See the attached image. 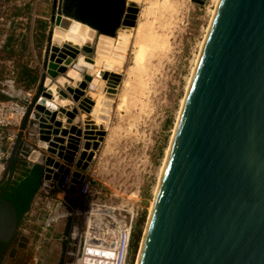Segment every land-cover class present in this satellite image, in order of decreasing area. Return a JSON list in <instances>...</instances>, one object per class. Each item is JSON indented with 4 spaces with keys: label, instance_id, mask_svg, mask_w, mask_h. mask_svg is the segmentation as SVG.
<instances>
[{
    "label": "water",
    "instance_id": "1",
    "mask_svg": "<svg viewBox=\"0 0 264 264\" xmlns=\"http://www.w3.org/2000/svg\"><path fill=\"white\" fill-rule=\"evenodd\" d=\"M136 5L128 14L126 0H53L54 28L44 72L0 176L4 189L21 159L27 126L35 128L37 146L48 153H40L42 159L35 163L40 180H56L73 162L86 168L104 132L88 136L57 116L73 120L79 110H90L92 101L84 91L95 49L90 41L79 49L63 44L60 52H50L58 48L51 39L73 22L95 35L114 37L119 26L134 25ZM68 66L82 80L76 88L60 90L71 102L66 109L42 96L46 77L53 82ZM112 75L115 85L119 75ZM96 76L103 80L106 72L99 70ZM101 85L97 89L103 91ZM106 85L104 92L113 93ZM72 176L73 181L80 177L78 172ZM3 190L0 242L7 243L17 217L12 203L1 197ZM141 237L137 264H264V0L216 1Z\"/></svg>",
    "mask_w": 264,
    "mask_h": 264
},
{
    "label": "rangeland",
    "instance_id": "2",
    "mask_svg": "<svg viewBox=\"0 0 264 264\" xmlns=\"http://www.w3.org/2000/svg\"><path fill=\"white\" fill-rule=\"evenodd\" d=\"M52 2L0 0V93L13 100H30L38 89L54 28ZM136 6L137 32L123 46L102 140L85 169L66 164L69 174L62 185V177L50 186L41 180L10 244L15 249L0 264H68L71 233L83 231L86 223L101 228L110 223V214L133 226L145 212L142 234L215 0H140ZM103 60L98 59L101 66ZM21 140L13 179L24 164L36 163L27 159L32 150L48 155L37 137L24 133ZM140 242L129 252L128 264H135Z\"/></svg>",
    "mask_w": 264,
    "mask_h": 264
},
{
    "label": "bare ground",
    "instance_id": "3",
    "mask_svg": "<svg viewBox=\"0 0 264 264\" xmlns=\"http://www.w3.org/2000/svg\"><path fill=\"white\" fill-rule=\"evenodd\" d=\"M139 1L140 0H126V2L129 4V10L126 13L128 14L132 13L130 8H133V5L135 6L136 4H138ZM216 1L217 0H215V4ZM136 14L137 12L135 13V15ZM137 26L138 25L136 24L135 26L128 28L120 27L116 30L114 37H107L104 35H95L93 31L87 26L81 25L80 23L77 22H73L68 30L63 31L62 35L53 34L51 41L53 44H56L58 48L56 51L50 50V52H55V53L60 52L63 44L68 45L72 48L79 49L83 44L90 41L92 42L95 49V53L93 55L94 63L92 64L91 68H88V72L89 74H91L92 78L90 79V81H88L87 87L84 91L85 94L84 96L92 101L90 105V110L88 111V113L79 110L78 114L75 116L73 120H68L62 114H60L57 116L58 120H60L62 123L66 122L69 124L79 125L83 131L87 132L88 136L97 137V133L99 131L104 132L106 130L104 121H109L108 113L110 110V106L113 103L112 101L114 100L115 97L113 96L114 93L112 92L107 93L106 91L104 92V89L108 88L106 84L110 83V88L114 90V84H113L114 76L112 74L119 75V72L122 71L121 65H123L122 62L123 59L125 58V52L123 46H125V41L129 40V36L137 32ZM131 28H132V33L129 32ZM137 49L138 50H136L135 58L136 60H139V58H141L143 54L144 48L142 46L141 48H137ZM79 57L80 55H78V58ZM99 58L104 59L102 62L103 63L102 66L98 61ZM97 65H100V68H97ZM58 68L59 67H56L54 69L53 68H48V69L57 71ZM99 70L106 72L105 79L102 80L96 76V73ZM49 80L50 79L46 77L44 81L42 98L54 103L56 106L64 107L66 109L69 108L71 106V102L60 94V90L63 91L66 86H70L71 88H76L79 81L82 80V76L79 74V72L76 69L72 67L70 68L68 67L62 75H59L58 73V76L55 79H53V82ZM100 82L102 83L101 88H103V91L97 89ZM96 112L97 115L93 116ZM41 159L42 157L40 153L36 150H32L28 155V160L31 162H40ZM140 246H141V242H140ZM139 252L140 249L138 251L135 264H137L138 262Z\"/></svg>",
    "mask_w": 264,
    "mask_h": 264
},
{
    "label": "built area",
    "instance_id": "4",
    "mask_svg": "<svg viewBox=\"0 0 264 264\" xmlns=\"http://www.w3.org/2000/svg\"><path fill=\"white\" fill-rule=\"evenodd\" d=\"M28 103V97L21 100L0 101V176ZM24 133L37 137L35 128L31 126H27L22 134ZM68 174L69 171L67 174L60 173L56 180H48L46 183L50 186L62 177V185L67 180ZM79 178H76V181ZM131 230L130 222L125 226V223H121V220H117L113 214H110V223L101 228L97 226L93 228L86 223L83 231L74 230L69 237L68 243L73 249L68 264H128Z\"/></svg>",
    "mask_w": 264,
    "mask_h": 264
},
{
    "label": "trees",
    "instance_id": "5",
    "mask_svg": "<svg viewBox=\"0 0 264 264\" xmlns=\"http://www.w3.org/2000/svg\"><path fill=\"white\" fill-rule=\"evenodd\" d=\"M35 78H32L33 81ZM11 99L0 93V100ZM41 178V168L38 164H24L20 175L13 179L7 188L3 190V198L9 200L15 209L17 224L29 208L33 195L38 189ZM145 212H142L132 226L130 233L129 252L133 254L141 235V226L145 220ZM8 243L0 242V262L6 253ZM130 256V254H129Z\"/></svg>",
    "mask_w": 264,
    "mask_h": 264
},
{
    "label": "flooded vegetation",
    "instance_id": "6",
    "mask_svg": "<svg viewBox=\"0 0 264 264\" xmlns=\"http://www.w3.org/2000/svg\"><path fill=\"white\" fill-rule=\"evenodd\" d=\"M17 162H20V161H17ZM17 164H15V168H17ZM15 168H14V170H15ZM4 183L5 182H2L1 183V185H0V190H3L4 189ZM1 197L3 198V192H2V195H1ZM5 199V198H4ZM20 222V221H19ZM19 224V223H18ZM18 224H16V229H15V231H14V234H13V236H12V238L10 239V241L9 242H7L8 243V248H7V250H6V253H8L9 252V254L10 253H12L13 252V250L15 249L14 247H10V244H13V242H14V239H15V235L17 234V227H18Z\"/></svg>",
    "mask_w": 264,
    "mask_h": 264
},
{
    "label": "crops",
    "instance_id": "7",
    "mask_svg": "<svg viewBox=\"0 0 264 264\" xmlns=\"http://www.w3.org/2000/svg\"><path fill=\"white\" fill-rule=\"evenodd\" d=\"M98 68V67H97ZM87 91V90H86ZM27 95L29 96V94L27 93ZM22 97H24V94L22 95ZM29 99V98H28ZM21 162V161H20Z\"/></svg>",
    "mask_w": 264,
    "mask_h": 264
}]
</instances>
